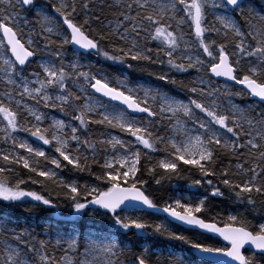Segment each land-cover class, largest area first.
I'll use <instances>...</instances> for the list:
<instances>
[{"label":"snow or ice","instance_id":"obj_1","mask_svg":"<svg viewBox=\"0 0 264 264\" xmlns=\"http://www.w3.org/2000/svg\"><path fill=\"white\" fill-rule=\"evenodd\" d=\"M105 6L114 16L107 23L96 14ZM33 9L35 0H0V201L15 204L29 198L54 208L52 199L22 185L47 188V182H57L55 170H75L99 184L81 187L59 181L63 191L56 198L71 202L76 214L69 217L73 231L92 205L87 214L110 220L109 229L166 236L192 250L183 255L170 251L161 259L160 253L144 247L133 264H254L257 254L264 257V222L253 223L239 213L223 220L205 218L210 199L225 196L220 185L246 207L264 198V15L250 20L244 0H56L52 10L57 15L36 9L40 31L29 29L25 35L22 13ZM236 15L244 18L246 31ZM94 23L102 28H94ZM206 34L223 42L209 40ZM66 46H72L77 57L67 64ZM89 54L133 70L158 66L149 74L190 95L178 99L159 87L133 85L127 78L113 81L103 69L92 71L91 65L80 62L79 57ZM38 56L39 71L25 75ZM170 73L186 74L187 79ZM220 78L226 105L220 101V89L212 87ZM232 96L252 103L238 105ZM41 109L58 110L70 121L53 119L45 127L48 114ZM92 126L99 133L95 138ZM161 128L166 134H160ZM19 133L52 147L55 155ZM157 153L164 155L151 167L144 166L156 185L181 175L183 165L193 177L189 188L197 191L158 206L147 194L141 164L142 158ZM221 157H228L229 164L218 170ZM93 165L102 171L94 172ZM21 168L32 175L23 178ZM13 172L15 183L6 175ZM201 188L207 195H199ZM129 210L164 213L226 244L206 245L170 232L164 224L150 223L143 215H121ZM30 237L0 218V264H121L126 250L115 238L99 246L71 239L57 258L48 254L44 241L37 246ZM246 246L249 255L242 251ZM196 253L201 257L190 259ZM209 257L225 259H205Z\"/></svg>","mask_w":264,"mask_h":264},{"label":"trees","instance_id":"obj_2","mask_svg":"<svg viewBox=\"0 0 264 264\" xmlns=\"http://www.w3.org/2000/svg\"><path fill=\"white\" fill-rule=\"evenodd\" d=\"M55 3V0H35L36 4H41L46 7V9L53 15H57L52 10V4ZM96 14L100 15L101 20L103 23H107L108 20H113L114 16L112 15L111 11L105 6L103 12H100L99 9H96ZM25 19H27L28 24L30 25L31 29L35 32L40 31V25L38 22V17L34 14L32 10L25 12ZM94 28H102V24H93ZM91 34H95L94 32ZM218 43L223 42L222 40L215 39ZM69 46H66L65 54H69L70 52ZM87 57H93V65L91 67V70H95L99 67H105V68H116L115 70L121 71L127 75V78L132 82H146L153 84L162 90L167 91L170 94H173L176 92L174 90L173 85L171 84H165L163 81L155 79L153 75H150V72L158 71V66L150 65L145 70H133L128 69L122 65L112 64V62L104 61L103 58L97 57L96 55H86ZM39 57V56H38ZM36 57L33 62L28 65L26 69H35V60L38 58ZM108 65V67L106 66ZM110 66V67H109ZM170 75L177 79H186V74H180V73H170ZM184 91V90H183ZM58 111V110H57ZM59 112V111H58ZM77 123V122H75ZM94 131H92L90 134L95 138L98 136V132L95 131L97 126H92ZM159 127V126H158ZM166 134V129L161 128L160 134ZM10 146V145H9ZM50 146L45 149L48 151L50 150ZM25 154V153H24ZM157 156H163V153H157L155 154ZM98 159L103 162V155L101 154ZM156 162L155 160H147L146 158H142L141 164H142V172H143V178L148 181V184L145 185V189L147 190V194L154 199V201L157 203L158 206L162 207L165 202L169 201L171 198L176 196H187L189 197V193H195L197 190L195 188H189V185L192 182L193 177L185 173L183 170L185 166L181 165V175H172L170 178L165 179L162 181L161 185H156L154 180L148 176L147 172L144 170V166L151 167ZM232 163L234 164L235 161L233 160ZM0 164H3V161H0ZM229 164V158L228 157H221L217 164V169L219 170L220 167H226ZM43 165V162H42ZM15 168V166H13ZM70 168V166H69ZM234 170V169H233ZM19 172L23 174V178L27 179L29 174L25 170L18 169ZM60 174L69 179L76 180V183L83 187L85 184H88L89 186L98 185L99 182L94 179L93 176L89 175L88 173H80L76 172L75 170L69 171L68 169H64L63 171L59 170ZM93 171L94 172H100L102 169H100L97 165H93ZM162 171V170H158ZM9 180L13 182V180L17 179L15 172L13 173H6ZM37 180H42L41 177H35ZM16 181V180H15ZM59 181L57 180L56 183H53L51 181L47 182V188L42 187L40 184H31L30 182L22 185V187L25 190H33L40 192L45 197L52 199L53 203H55L57 206L52 207H46L43 205H38L36 202L30 201L29 198H25L23 202H16L15 204L11 203H5L0 201V216H5L7 219L12 220L16 223H28L29 221H32L34 223V230L31 234V237L35 238V244L39 246V242L42 241L41 238V230L42 227L46 225V223L50 224H61L63 222H66L69 224V217L75 216L76 214L72 212V209L70 207V201L63 200L61 197L60 199L56 198L57 192H62L63 190L58 187ZM221 189L225 192V196L223 198H211L209 201V207H210V214L205 217L206 219H211L212 217H217L218 220L226 219L227 214L233 213V214H242L246 216L249 220L253 221V223L257 221L264 222V198L257 197V201L255 206H245L243 204L236 203L234 201V197L229 198L230 194L227 189L224 188L223 185H220ZM199 195L202 197L204 195H207V193L204 192V189H199ZM91 209H86L85 213L81 216V219L79 220L80 227L78 228L81 232V234L87 232V231H95L98 234L101 235H117L120 240L129 242L133 245H139V243H142L144 240L148 241L151 245V248H166L168 246L179 248L181 250L188 251L190 250L187 245H184L181 241L176 240H170L166 238V236H160V235H139V234H132L135 232V230H131L129 233L125 234L120 230L116 229H109L108 225H110V220L107 218L97 215L95 213L89 215L87 214L90 212ZM136 213V212H135ZM134 215V212H132ZM121 215H124V213H121ZM139 215H143V218L147 220L150 223H161L169 228H173L174 230H179L182 232V235L185 236L187 239H191L192 237L196 236L198 237V240L203 244L206 245H215V246H222L217 240L212 239L206 235L194 232V231H188L183 230L173 224L167 223V221H161L160 215H156L154 213H141L139 212ZM170 231V230H168ZM171 232V231H170ZM83 241L82 237L78 238L79 244H81ZM47 252L48 254L50 252H53L52 247L49 244H46ZM133 251L131 250L130 253ZM246 255H249L247 251L244 252ZM57 258L60 257L59 254H54ZM153 256L152 258H154ZM194 259L195 256H192ZM254 264H264V257H261L260 255H256L254 258Z\"/></svg>","mask_w":264,"mask_h":264},{"label":"rangeland","instance_id":"obj_3","mask_svg":"<svg viewBox=\"0 0 264 264\" xmlns=\"http://www.w3.org/2000/svg\"><path fill=\"white\" fill-rule=\"evenodd\" d=\"M55 2H56V0H55ZM244 7H245V14L249 17L250 20L258 21L259 17L261 15H264V0H247L244 3ZM36 9H42L44 12L50 13L46 9L45 6H43L41 4H36L35 5V9L32 10L36 16H37ZM51 15H53V14H51ZM53 16H55V15H53ZM22 17H23L22 24L26 25V27L24 29V34L27 35L28 34V30L31 29V27L28 24L27 19H25V12L22 13ZM236 20L242 25V27L246 31L247 30V25L245 24L244 18L239 16V15H236ZM212 21H213V17L209 16L208 17V22L211 23ZM206 35H207V38L209 40H211V39L222 40V38L218 37V36H213L211 34H206ZM229 50L231 51V48ZM201 52H202V50H201ZM39 58L40 57H38L35 60V67L36 68L35 69H26L25 70V75H27L29 72H32V71H39V67H38V64L36 62V61L39 60ZM74 59H77V57H75L73 55L72 51H70L69 54H67V55L64 53V62L66 64L71 62V61H73ZM92 59H94V58L93 57L89 58L87 56L79 57V60H80V62L82 64L91 65V67L93 65V60ZM205 59H206V57H205ZM106 66L108 67V65H106ZM98 69H103V71L106 72L113 79V81H115L117 78H119V79L127 78V75L125 73H123L121 71H118V70H115L116 68H108L107 69L105 67H99V68H97V69H95L93 71H96ZM85 70H87V69H85ZM192 75H193V77H195L196 73L193 72ZM128 81L130 83H132L133 85L140 84V85H144V86L157 87V86H155L153 84L146 83V82H132L129 79H128ZM212 87L220 89V92H221L220 101L223 104L226 105L227 102H228V96H227V93L224 91V87H225L224 83H220V82L219 83H214L212 85ZM174 90L176 92H174L171 95L175 96L178 99H185L186 100L188 95H190L186 91H183V90L178 89V88H174ZM232 100L236 104L241 105V106L249 105V104L252 103V101H250L247 98H239V97H236V96H232ZM41 110L48 114V118L44 122V126L45 127L48 126L52 122L53 119H62L66 123L70 121V117L69 116L62 114V113L58 112L57 110H52V109H41ZM22 123H23V121H22ZM72 123L75 124V121H72ZM161 135H163V134L161 133ZM19 136L24 138V139H27L30 143L33 144V146L40 147V148H42L44 150H46L45 147H47V148L49 147V146L43 145L39 141H36L34 138L29 136L27 133H19ZM47 152L49 154H51V155H55V153L53 152L52 147ZM25 155H27V153H25ZM162 157L163 156H157V155L153 154L151 159H149V158H146V159L147 160H155V162H156L159 158H162ZM46 166L47 167H51L50 164L46 165ZM55 171L57 172V180L58 181L64 180L65 182H68V183H76V180H74V179H69V178L63 177L60 174L59 169H57ZM15 180H13L14 183H15ZM185 197H187V196H185ZM125 214H132V212L124 213V215ZM134 215H139V212H136V213L134 212ZM0 218H6V217L5 216H0ZM7 220L9 221V223L15 224L18 229H23V230H25V231H27V232H29L31 234H32V232L34 230V223L32 221H29L28 223H24V222L16 223V222H14L12 220H9V219H7ZM161 221H166V220L164 218L163 219L161 218ZM165 227L168 230H170L171 232H174V233L182 235V232L179 231V230H174L172 227L169 228L166 225H165ZM40 233H41L42 241H44L46 244H49L52 247V249H53V252H50L49 255H53V253H54V254H59L60 256L65 254L64 253V249L67 248L68 242L71 239H76L77 242H78V238L82 237L83 241H82L81 244H79V242H78L79 245H84V244H87V243L91 242V243L96 244V245L99 246V245H102V244L106 245L113 238H115V240L119 243L120 247L126 249L124 254L120 257L121 264H133L134 257L140 251H142V249L144 247H147L150 252L160 253L161 254V259H163L166 256V254L168 252H170V251H174L178 255H183L184 253H191V251H192L191 249L188 250V251H185V250H181L179 248H174V247H171V246H168L166 248L157 247V248H153L152 249L150 243L148 241H146V240H144L142 243H139V245H133V244H130L129 242H126V241L122 242V240H120L117 235H114V234L101 235V234H98L95 231H87V232L81 234L79 229H76L75 231H73V229L70 227V225L67 224L66 222H63L61 224L46 223V225L42 227V230H41ZM30 239H31L32 243H34V244L36 243L35 242V238H33V236L30 237ZM189 240L196 241V240H198V237L194 236V237H192ZM80 250L83 251V248L81 247ZM131 250L133 251L132 253H130ZM152 259L155 260L156 257H154ZM190 259L196 260L197 258L194 259L193 257H190Z\"/></svg>","mask_w":264,"mask_h":264},{"label":"water","instance_id":"obj_4","mask_svg":"<svg viewBox=\"0 0 264 264\" xmlns=\"http://www.w3.org/2000/svg\"><path fill=\"white\" fill-rule=\"evenodd\" d=\"M244 1H245V0H244ZM70 47H72V46H70ZM220 82H221V83H224L223 78H220ZM89 208H92V209H93V208H95V206L90 205ZM129 211H131V210H129ZM145 212H147V213H154V214L161 215V216H163V217H164L169 223L174 224V225H176V226H178V227H180V228H182V229H184V230L196 231V232H198V233H201V234H203V235H206V236H209V237H211V238H213V239H216L217 241H219V242L221 243V245L226 244V242L223 241L221 238H219V237H217V236H214L213 234H209V233L203 232V230H200V229H197V228H194V227H190V226L184 225V224L181 223V222H178V221L172 220L171 218H168V217L166 216V214H164V213H161V212H151L150 210H146ZM247 249H248V246H246L245 249L242 250V251H243V252H244V251H248ZM253 251H254V250H253ZM196 257L199 259V258L201 257V254L196 253ZM205 259H208V260H223V259H225V258H224V257H209V258H205Z\"/></svg>","mask_w":264,"mask_h":264},{"label":"bare ground","instance_id":"obj_5","mask_svg":"<svg viewBox=\"0 0 264 264\" xmlns=\"http://www.w3.org/2000/svg\"><path fill=\"white\" fill-rule=\"evenodd\" d=\"M70 47V46H69ZM70 49H71V47H70ZM89 209H91L92 210V208H89ZM100 211H102V210H100ZM129 212H133V211H129Z\"/></svg>","mask_w":264,"mask_h":264}]
</instances>
